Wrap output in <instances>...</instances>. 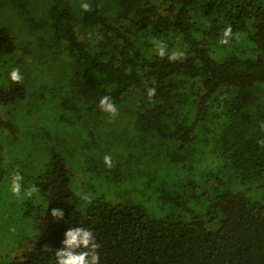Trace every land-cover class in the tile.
I'll list each match as a JSON object with an SVG mask.
<instances>
[{
	"label": "trees",
	"instance_id": "obj_1",
	"mask_svg": "<svg viewBox=\"0 0 264 264\" xmlns=\"http://www.w3.org/2000/svg\"><path fill=\"white\" fill-rule=\"evenodd\" d=\"M262 124L264 0H0V147L48 216L8 264H56L77 226L100 264H264Z\"/></svg>",
	"mask_w": 264,
	"mask_h": 264
},
{
	"label": "rangeland",
	"instance_id": "obj_2",
	"mask_svg": "<svg viewBox=\"0 0 264 264\" xmlns=\"http://www.w3.org/2000/svg\"><path fill=\"white\" fill-rule=\"evenodd\" d=\"M23 104L26 109L27 103ZM19 113L20 111H16L13 118L18 115L16 121H19L24 134L29 133L28 129L31 130L33 124ZM1 140L6 141V138L3 139L0 135ZM13 159L12 161L6 151L0 147V264H8L22 255L23 249L20 248L22 243L18 241L20 237L23 239L24 235L28 234L35 239L44 234L48 224L46 221L48 216L43 215L42 212L40 215L41 210L36 208L41 205L38 190L31 195L27 194L32 188L31 182L34 181V177H30V171L34 168L37 170L40 164L26 162L19 156H14ZM17 173L23 176L19 197L13 195L10 190L12 178ZM78 177L80 180L83 174H79ZM152 205L156 207L155 211L161 210L157 203H152Z\"/></svg>",
	"mask_w": 264,
	"mask_h": 264
},
{
	"label": "clouds",
	"instance_id": "obj_3",
	"mask_svg": "<svg viewBox=\"0 0 264 264\" xmlns=\"http://www.w3.org/2000/svg\"><path fill=\"white\" fill-rule=\"evenodd\" d=\"M81 8L84 11H90L91 5L89 3H82ZM233 29L229 24L222 32V39L220 44L228 45L232 38ZM156 44V51L158 55L163 58L166 55L167 46L159 41L154 42ZM184 56L183 52L173 51L168 55L169 61H176ZM10 78L15 83H20L23 80V76L20 73L19 68H13L10 73ZM148 98L151 100L156 95V88L148 89ZM99 107L101 110L110 113L113 117L118 115V109L113 103L112 98L105 95L101 98ZM264 129V124L261 125ZM261 146H264V138L258 140ZM104 163L108 168L113 167V161L110 155L104 156ZM23 176L19 173L15 174L12 178L11 192L13 195L19 197L21 194ZM37 191L35 187L28 190L27 194L31 195ZM88 199V197H85ZM51 215L57 219L62 220L65 213L62 209H52ZM62 247L55 250L56 264H100L99 249L101 245L97 242L94 232L85 227H71L65 232V238L62 240Z\"/></svg>",
	"mask_w": 264,
	"mask_h": 264
}]
</instances>
